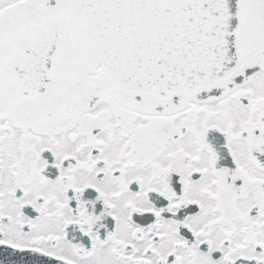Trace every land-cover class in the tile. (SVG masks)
I'll return each mask as SVG.
<instances>
[{"label": "snow or ice", "instance_id": "6c2138e0", "mask_svg": "<svg viewBox=\"0 0 264 264\" xmlns=\"http://www.w3.org/2000/svg\"><path fill=\"white\" fill-rule=\"evenodd\" d=\"M0 264H264V0H0Z\"/></svg>", "mask_w": 264, "mask_h": 264}]
</instances>
